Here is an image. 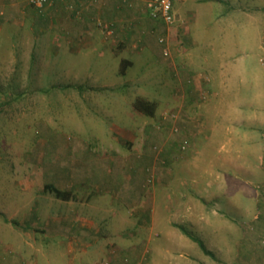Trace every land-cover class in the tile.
Returning <instances> with one entry per match:
<instances>
[{"label": "rangeland", "instance_id": "374dc122", "mask_svg": "<svg viewBox=\"0 0 264 264\" xmlns=\"http://www.w3.org/2000/svg\"><path fill=\"white\" fill-rule=\"evenodd\" d=\"M11 1L0 0V13L4 14L0 17L3 22L0 24V200L2 196L9 199V205L4 207L11 208L14 202V208L17 207L19 213L28 207H34L39 215L44 210L46 201L40 195L29 205L26 197L18 196L19 190L14 183L16 180L37 182L39 191L43 182H51L57 187L71 184L73 193H76L74 189L79 188V185L85 189L92 186L94 181L100 190L106 186L110 189V194L96 200L100 215L97 217L98 223L110 229L111 225H115L116 228L123 223L119 214L124 209L113 202V197L122 199L127 196L132 200V192L128 191L131 186L136 190L142 189L141 181L145 177L148 184L154 182L152 176L146 175L151 170L150 159L159 161V165L162 161L174 160L171 162L173 171L166 164L158 167L159 170L166 172L168 169L173 183L177 179L173 184L176 190L206 191L207 195L201 200L207 202L206 207L209 209L200 224L196 223V219L193 225H187V221L179 222L185 227L190 226L193 229L190 233L201 240L203 238L206 249L213 253L214 258L205 255L196 243H190V246L179 243L173 236L179 233L177 230L168 233L158 223L153 230L154 237L148 238L147 246L141 245L139 241L131 245L126 242L127 233L132 232L130 228L131 231L125 229V233H120L118 240L122 242L114 241L119 244L111 248L104 246L103 251L93 247L87 249L89 254L79 257V248L72 252L71 247L61 246V242L67 244L66 241L71 238L66 230L52 235L49 232L51 237H47L45 232L38 229L43 225L55 231V228L63 225L61 220L64 211L60 210L59 205H50L47 206L49 213H42L40 225L36 224L35 229L26 222H21L19 228L15 227L18 244L8 248L5 259L15 258L16 264H112L113 257L117 258V264H264V255L258 253V248L262 247L260 240H264V229L258 231L251 228L255 216L258 217V224L264 228V206L256 207L253 204L257 198L259 203L264 202L263 161L262 173L256 171L255 180L249 178L246 181L245 177L250 174L248 171L243 174L239 167L237 160L239 157L244 158L245 154L237 150L239 136L235 135L234 129L228 135H223L220 142L217 138L215 143H197V150H194L193 144H188L189 135L176 123L182 119L181 112L165 105L168 109L162 113L160 111L164 116L163 122L161 117L144 116L132 106L137 98H143L141 96L157 97V83L164 79L161 70L157 72L161 67L148 70L152 74L145 71L146 75L141 76L139 70H143L145 62L134 59L135 64L128 69L127 76L122 77L118 71L119 58L113 56L111 51L102 49L99 39L93 46L79 51V35L82 36L85 31L102 32V37L108 35L97 23H90L87 28L79 23V2H49L42 7H35L30 2H19V6L14 8V15L8 11ZM174 25L167 27L172 29ZM238 27L241 35L245 31L244 26L238 24ZM213 30L216 28L213 27ZM173 31L171 38L181 41ZM211 34L207 40L209 54H215L220 47H228L223 37L216 32ZM200 38L204 39L202 36ZM170 40L167 38L165 48L169 58ZM115 41L112 37L111 42L117 44ZM138 44L134 48L139 51ZM232 56L234 61L235 55ZM240 56L236 55L235 58L241 60L240 64L251 61L248 55L243 54L241 59ZM230 57L226 56L227 61ZM149 59L150 62L153 59L155 63L159 61L153 55ZM252 74L251 71L244 73L247 81H252ZM103 82L122 83L121 87L119 84L118 87L101 88ZM126 82H129L128 87L123 86ZM255 90L238 88L239 94L245 98L255 94ZM163 96L170 101L168 91ZM249 99L251 102L252 98ZM231 116H228L227 122L230 123L227 127H234L237 122ZM155 132L160 134H153ZM167 143L171 144V148L166 147ZM107 145H113L118 151L115 158L129 159V165L124 168L118 164H110L108 168L94 166L95 156L109 158L112 154L105 150ZM255 154L252 152L247 156L250 163L255 159ZM185 160L193 162L195 166H188ZM189 169L191 173H188ZM193 179L195 183L190 182ZM45 193L49 192L46 190ZM133 201L137 204L131 209L135 210L145 207V202L147 204L144 199ZM149 204L146 206L151 209L152 205ZM223 212L227 217L220 215ZM239 214H243V217L238 218ZM138 219L137 214L133 222L137 223ZM130 222L128 220V226ZM242 227L248 230L242 233ZM155 230L160 231L158 237H155ZM72 231L73 236L76 235L77 231ZM180 232L183 233L181 229ZM172 238L176 241H170ZM32 239L35 243L27 246L25 242H33ZM120 249H123L125 256L118 258L116 256ZM236 252H240L238 258ZM127 254H131V262Z\"/></svg>", "mask_w": 264, "mask_h": 264}, {"label": "crops", "instance_id": "0c3cea01", "mask_svg": "<svg viewBox=\"0 0 264 264\" xmlns=\"http://www.w3.org/2000/svg\"><path fill=\"white\" fill-rule=\"evenodd\" d=\"M153 1L69 0L68 2H79V23L84 28H87L90 23H97L108 34L102 37V32L97 33L93 30L85 31V34L83 33L82 36L79 35L81 37L79 38V51L88 49L99 39L98 42L101 44L102 49L111 51L113 56L119 58L120 68L118 67V71L122 77L127 76L128 69L135 64L134 59L136 61L139 60V62H145L143 70H139L141 76L146 75L144 74L145 71L161 67L157 72L161 70V75L164 79L157 83L155 89L157 97L153 99L141 96L155 103L156 111L154 118L159 119L161 117V120L164 122V116L160 114V111L162 113L164 109H168L167 107L165 108V105L169 106V109L181 112L182 119L176 123H178V126L180 124L185 130L184 132L189 135L190 142L188 144L191 146L192 143L194 150L198 146L197 143L202 142L204 145H207L210 142L215 143L217 138L220 142L223 135H228L234 129L235 135L239 136L236 141L238 146L237 150L246 155V157L244 155V158L240 159L239 157L237 160L239 167L242 169L243 174L247 171L249 172L248 174L250 176L245 177L246 181L249 178L252 181L255 180L257 177L256 173L259 171L262 173V161L264 168V103L262 102V99H264V0H251V2L186 0L188 2L177 3L174 6L177 21L171 27L172 29L168 28L160 19L150 15L148 4ZM11 2V5H8V11L10 14L16 15L14 8L19 6L18 3L29 2V0H12ZM53 2L57 3L61 1ZM88 2L89 4H87ZM237 14H243V16L237 17ZM3 15V13H0V17ZM2 23V19L0 18V24ZM238 24L244 26L245 29L241 35H239ZM213 27L216 30H213ZM172 31L181 41H177L176 38H174L175 40L171 38ZM214 32L220 37H223L230 48L220 47V49L216 50L215 54H209L207 49H210V45L207 43V40L212 36L211 33ZM160 33L163 36L159 38ZM156 35L157 38H155ZM249 35L251 41H249ZM201 36L204 39H201ZM239 36L243 37L241 38ZM112 37L116 39L115 42L117 44L111 42ZM163 37L166 40L167 38L171 39L170 50L172 52L170 51V58L163 56L162 50L166 48V43L160 42ZM137 43L140 46L139 51L134 48ZM243 54L248 55L251 60L245 65L240 64L241 60L235 59L236 55H241V59ZM152 55L157 60L159 59L158 62L156 60L157 63H155L154 59L150 62L149 57H152ZM229 55L231 57L227 61L226 56L228 57ZM232 55H235L234 61ZM247 71L253 73L251 75L252 81H247L244 77V73L246 74ZM148 72L152 74L150 71ZM121 83L111 82L108 84L103 82L100 86L101 88H110L118 87L120 84L119 87H121ZM128 83L126 82L123 86L128 87ZM239 87L240 89H256L255 94L245 98L244 95L239 94ZM112 91L115 90L112 89ZM165 91L170 93V101H167L165 99L166 97L163 96ZM249 98H252L251 102ZM229 110L230 113L228 112ZM230 114L237 121L234 127L232 125L227 127L228 123H230L227 122ZM153 134L158 135L160 133L155 132ZM124 144L129 143L124 142ZM166 147L171 148V144L167 143ZM105 148H107L105 150L109 154L112 152L110 154L111 157L109 156L108 158V156H105V158H102L95 156L93 159L94 166H105L108 168L110 164L114 166L118 164L120 168H124L129 165V159L115 158L118 151H115L116 148L113 145H107ZM220 150L223 151L224 149ZM252 152L254 154L256 152V154L254 156L255 159L251 160L252 162L250 163L247 156ZM144 156L148 157V155ZM148 159L150 158L148 157ZM150 161L151 170L146 175L152 176L154 182L148 184L145 177L141 181L142 189L136 190L134 186H131L128 191L132 192L130 193L133 196L131 198L132 200L127 198V196H123L122 199H119L117 196L113 197V202L117 203L118 206H122L121 209H124V211H120L121 214H119L121 215L123 223L119 224L116 228L115 225H111V229L109 226L103 227L98 223L97 217H100V215H98L99 209L95 205L97 199L110 194L109 186L103 187V190H100L95 185L96 182L93 181L92 186L90 185L88 188L81 189L79 185V188L74 189L76 193H73V186L71 184L57 187L51 184V182H43L41 185L42 189L39 191L37 182L29 180L22 182L18 180L13 181L19 190L18 196L26 197L28 205L34 202L38 195L42 199H45L46 203L42 213L44 211L47 212L46 214L49 213L47 206L51 205L52 207L55 205L57 207L59 205L60 210L64 211L65 214H62L63 219L61 222L63 225L55 228V231L51 227L45 228L43 225L38 229L45 232L47 237H51L53 233L66 230V233L68 232L71 238L66 241L67 244L64 242L62 244L61 242V246L64 248L65 245L66 248L71 247L72 252L77 251L76 248H79V257L89 254L87 249H93V247L98 248L99 251H103L104 246L111 248L114 244H119L114 241L122 242L118 239L120 233H125V229L130 231L132 229L131 233H127V239L125 238L127 243L131 245L139 241L141 245L147 246L148 238L151 236L154 237L152 234H154L153 230L157 223L162 224L168 233L173 232L174 229L177 230L179 233L173 235L176 240L179 243H186L187 245L184 244L185 246H190V243L193 244L195 242L181 233L180 229H184L187 232H192L193 229L190 226L189 228L185 227L179 221H187V225H190L189 223L193 225V220L196 219V223L200 224L201 218L209 211L208 206L206 207L208 205L207 202L205 203L201 200L204 199L207 192L202 193L201 190L188 189L184 191L176 190L177 187L173 184L177 182V179L173 183L172 177H169V170L166 169V172H164L158 168L162 164H166L172 170L171 162H174V160L162 161L160 165L157 160L150 159ZM185 162H187L188 166H195L192 164L193 162L186 160ZM189 172L191 173L190 169L188 170ZM131 181H133L132 177ZM192 181L195 183V179L190 182ZM48 187H54L62 192H69V198L62 199L56 197L47 190ZM46 190L49 192L48 194L45 193ZM136 191H138L137 196ZM137 199L138 201L141 199H144V201L147 200V204L145 202V207L143 206L144 208L141 207L139 210L131 209V206L137 204L133 200ZM257 199L255 202L253 201L254 206H264V202L260 201L259 203ZM8 203L9 199L2 196L0 200V264H16L15 258L9 260L5 259L4 256L8 254L9 247L18 244L16 240L18 239V235L15 229L19 228V224L26 222L31 224L30 228L35 229V225H40L42 220V213L39 215L34 211V207H28L25 211L19 213L17 207L14 208V202L11 203V208L4 207L9 205ZM148 203L152 205L151 209H149V206H146ZM62 207H65V209L63 210ZM196 209L198 210V214L196 213ZM257 210L255 209V212H258ZM137 214L139 215V219L135 223L133 222V218ZM220 215L227 217L225 212ZM237 216H240L238 218H242L243 214ZM256 218L258 217H254L251 228L254 227L258 231H262L264 228L258 224ZM76 220H78L79 226ZM128 220L131 221L130 226L127 224ZM236 222L240 224V222ZM259 225L260 227H258ZM74 229L77 232L73 236L72 230ZM242 229V233L248 230L245 227H242ZM49 232L51 235L48 234ZM156 233L155 237H158L160 231ZM10 235L13 237H10ZM32 240L33 242H25L27 246L35 243V240ZM174 240V238L172 240L170 239V241ZM260 241L262 247L258 248V253L263 256L264 240ZM122 251L123 249H120L116 257L120 258L125 256ZM239 253L236 252L237 258ZM107 254L111 255L108 251ZM127 255L130 259L129 262H131V254ZM70 261L72 262L73 260ZM73 264L75 263L73 262ZM112 264H117V258L115 259L113 257Z\"/></svg>", "mask_w": 264, "mask_h": 264}, {"label": "built area", "instance_id": "2783aa9c", "mask_svg": "<svg viewBox=\"0 0 264 264\" xmlns=\"http://www.w3.org/2000/svg\"><path fill=\"white\" fill-rule=\"evenodd\" d=\"M61 1L68 2L69 0H29L30 4L35 7H42L49 2ZM186 0H154L148 4L150 15L163 21L167 26H172L177 21L174 12V6L177 3H184ZM161 43H166V39H161ZM168 51H163V56L168 57Z\"/></svg>", "mask_w": 264, "mask_h": 264}, {"label": "trees", "instance_id": "16d2710c", "mask_svg": "<svg viewBox=\"0 0 264 264\" xmlns=\"http://www.w3.org/2000/svg\"><path fill=\"white\" fill-rule=\"evenodd\" d=\"M134 108L139 111L141 114H143L144 116L150 117V118H154L155 116V111H156V105L154 102L146 99V98H137L133 104ZM47 190H49L51 193H53L56 197L58 198H62V199H68L70 193L69 192H62L59 191L57 189H55L54 187H48ZM181 231L183 232V234H185L190 240H192L193 242H195L200 250L207 256L214 258V255L211 251L207 250L204 242L197 236L193 235L190 232H187L184 229H181Z\"/></svg>", "mask_w": 264, "mask_h": 264}]
</instances>
